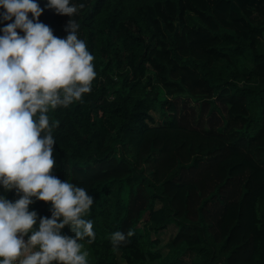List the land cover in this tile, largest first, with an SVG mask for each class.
I'll return each instance as SVG.
<instances>
[{"label": "trees", "instance_id": "obj_1", "mask_svg": "<svg viewBox=\"0 0 264 264\" xmlns=\"http://www.w3.org/2000/svg\"><path fill=\"white\" fill-rule=\"evenodd\" d=\"M36 2L94 56L91 92L47 113L52 174L94 200L89 264H264V0H70L71 17Z\"/></svg>", "mask_w": 264, "mask_h": 264}, {"label": "clouds", "instance_id": "obj_2", "mask_svg": "<svg viewBox=\"0 0 264 264\" xmlns=\"http://www.w3.org/2000/svg\"><path fill=\"white\" fill-rule=\"evenodd\" d=\"M45 7L69 17L78 11L70 0H47ZM0 8V21H12L0 29V186L19 197L0 196V264H89L81 241L95 239L84 218L94 200L52 174L58 122L50 125L47 113L91 92L94 56L71 19L66 38L56 37L39 20L44 9L36 0H0ZM35 201L51 204L50 218L29 211ZM66 226L74 236L61 234ZM133 235L116 231L111 244L118 249Z\"/></svg>", "mask_w": 264, "mask_h": 264}, {"label": "rangeland", "instance_id": "obj_3", "mask_svg": "<svg viewBox=\"0 0 264 264\" xmlns=\"http://www.w3.org/2000/svg\"><path fill=\"white\" fill-rule=\"evenodd\" d=\"M151 115L156 119L157 118V114L156 113H154V112H151ZM2 189H3V187H2ZM14 191V190H13ZM4 193H6L5 191H3ZM19 197L17 196V194H16V192L14 191V193L12 194V199L11 200H13V199H18ZM14 200V201H15ZM174 231H175V226L173 227V226H169V227H167L166 229H165V231H163V232H161V233H159L158 235H157V238H158V240H159V243H158V245L161 247V251H162V253H165L166 252V248H165V246H164V244L166 243V241L168 240V238H169V236L171 235V234H173L174 233ZM118 261L120 262V264H124L123 262H121L120 261V259L118 258ZM154 264H156V263H154Z\"/></svg>", "mask_w": 264, "mask_h": 264}]
</instances>
